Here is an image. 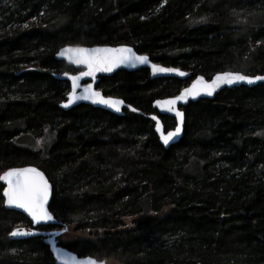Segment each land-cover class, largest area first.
Returning <instances> with one entry per match:
<instances>
[{"label":"trees","instance_id":"obj_1","mask_svg":"<svg viewBox=\"0 0 264 264\" xmlns=\"http://www.w3.org/2000/svg\"><path fill=\"white\" fill-rule=\"evenodd\" d=\"M28 25L27 28L24 25ZM133 47L191 79H151L146 69L101 78L97 89L139 113L119 117L88 105H59L75 73L55 59L65 46ZM264 74V0H0V176L41 169L60 226L87 234L65 246L118 264H264V84L224 89L190 103L179 143L160 144L156 99L174 97L198 75ZM166 131L175 126L160 117ZM54 135L42 150L22 135ZM201 164L199 176L187 170ZM0 264H55L43 239L4 206ZM143 216L131 229L123 220Z\"/></svg>","mask_w":264,"mask_h":264},{"label":"snow or ice","instance_id":"obj_2","mask_svg":"<svg viewBox=\"0 0 264 264\" xmlns=\"http://www.w3.org/2000/svg\"><path fill=\"white\" fill-rule=\"evenodd\" d=\"M167 0H164L166 3ZM25 28L28 25H24ZM61 56H67L73 63L84 64L87 66L88 71L82 72L80 76H95L96 72H111L120 65L127 67H136L137 64H149V58L143 55H136L131 48H68L64 49L60 53ZM153 74L156 73H172L176 72L183 76L185 73L180 72L178 69L161 67L157 64L151 65ZM73 81V90L68 94V101L63 106L69 107L79 99L91 100L93 103L103 104L109 108H112L116 112L121 111V106L124 104L123 100L114 99L111 97L105 98L99 91H95L88 86L84 89L83 96H77L76 81L80 79L79 76L70 77ZM257 81H264V76L249 77L239 73H223L218 74L211 83L205 82L203 78L197 80L196 84L191 89H184L183 93L175 98L165 101H157V105L167 106L168 111H175L176 117L179 119V124L174 131H169L164 134L161 131L159 121L157 120L156 130L161 133V139L163 143L167 145L174 137L179 136L182 131L183 125V112L175 110L177 101H187L189 96L195 98L200 95L201 91L205 92L208 96L213 95L214 91L223 84L232 85L237 82H247L253 84ZM200 85L201 87H197ZM136 111V109H132ZM153 120L157 118L152 117ZM39 143V142H38ZM0 180H3L7 184V188L4 190L3 195L7 198L6 203L9 206L23 209L31 216L32 221L35 223L53 221V215L48 211L47 205L51 194V185H49L47 179H45L42 172H39L35 168H22L12 169L4 173ZM67 231V228H65ZM35 233L24 230L17 227V229L10 233L12 236H27ZM57 249L58 258L59 252ZM75 259V258H73ZM82 264H97L95 259L89 258L82 262ZM102 264V262H101Z\"/></svg>","mask_w":264,"mask_h":264},{"label":"water","instance_id":"obj_3","mask_svg":"<svg viewBox=\"0 0 264 264\" xmlns=\"http://www.w3.org/2000/svg\"><path fill=\"white\" fill-rule=\"evenodd\" d=\"M77 47H80V48H87V49H96V48H121V47H128V48H131L133 50V52L136 54V55H143V56H147L149 58V61L150 63L149 64H137L136 67H127V66H124V65H120L119 67L115 68L113 71L111 72H96L95 73V76H80V74L82 72H87L88 71V68L86 65L84 64H76V63H73L67 56H61L60 53L62 50L64 49H68V48H77ZM55 59L59 62H63L65 63L68 67H71L73 68L76 72L75 73H64V74H54V77L59 80V81H66L68 82L69 84V87H70V92H72L73 90V81L70 77L72 76H79L80 79L76 81V84L78 85L77 88H76V94L77 96H83L85 93H84V89L87 88L88 86H91V88L95 91H99L101 93L102 96H104L105 98H108L110 96H105L102 91H100L99 89H97V85L99 84V81L101 78H105V77H111L113 76L114 74H116L117 72L119 71H126V72H136V71H139V70H142V69H146L149 71L150 73V78L153 80V79H178V80H182V81H186V80H189L191 78V73L190 72H187V71H184L180 68H176V67H168V66H164L162 64H159V63H156L154 61L151 60V58L146 55V54H139L133 47L131 46H127V45H120V46H108V45H97V46H92V47H86V46H65V47H62L61 49L58 50V52L56 53L55 55ZM152 64H157L161 67H166V68H174V69H178L180 72H183L185 73V75L181 76L179 75L178 73L176 72H172V73H156V74H153V70H152V67L151 65ZM239 73V74H243V73H240V72H232V71H226V72H219L217 74H215L211 79H206L204 76L202 75H198L196 76L194 79H192V81L190 82V84L184 88V89H191L192 86L194 84H196L197 80H199L200 78H203V80L205 82H208V83H211L214 78L218 75V74H223V73ZM243 75H246V74H243ZM246 76H249V75H246ZM255 76H264V74L262 75H255ZM255 76H249V77H255ZM259 84H264V81H257L253 84H248L247 82H237V83H234L232 85H227V84H223L221 85L220 87H218L213 95L211 96H208L205 92L201 91L200 95L196 96L195 98H193L192 96H189L187 98V101H177L176 105H175V110H179L181 112H183L184 114V118H183V125H182V131L181 133L179 134V136L177 137H174L167 145H165L163 143V140L161 139V133L158 132L156 130L157 128V120L159 121V124H160V127H161V131L164 133V134H167L169 131H174L176 126L179 124V119L176 117L175 115V111H168L167 110V106L166 105H163V106H160V105H157V101H165V100H168V99H172V98H175L179 95H181L184 91L181 90L180 93H178L176 96L174 97H169V98H164V99H157L154 101L153 103V107L154 109L157 110V115H154L157 119L154 120L155 122V127H154V130H155V133L157 134V137L159 139V142L160 144L164 147V149H168L170 146H173V145H176L177 143L180 142V140L182 139L183 135H184V129H185V123H186V116H185V112L182 108L184 107H187L190 103H195V102H198L200 100H213L215 98V96L221 92L222 90L224 89H233V88H240V87H247V88H253ZM197 87H201L200 85H197ZM68 93V94H69ZM68 94L65 96V100L60 103L59 107L64 110V111H69L79 105H88L92 108H96V109H101L103 111H106L110 114H113V115H116V116H119V117H123L124 116V110H129L131 112H135V113H139V111H132V107L128 104H126L124 102V104L121 106V111L120 112H116L115 110H113L112 108H109L103 104H98V103H93L91 100H84V99H79L77 100L74 104H71L69 107H64L63 105L65 103H67L68 101ZM111 98H114V99H119V98H116V97H111ZM122 100V99H120ZM160 116H167L169 118H172L175 120V127L169 131H166L165 128H164V125H163V122L160 118ZM153 117V116H151ZM22 168H35L37 169L39 172H42L45 179H47L49 185H51V194H50V197H49V201H48V205H47V208H48V211L50 212V203H51V200H52V196H53V187H52V184L51 182L49 181V179L47 178V176L45 175V173L35 167V166H21V167H15V168H10L8 170H6L5 172L9 171V170H12V169H22ZM4 172V173H5ZM4 173L1 174L0 177H2L4 175ZM2 185L4 186V190L7 188V184L5 181L3 180H0ZM3 190V192H4ZM3 198H4V206L7 210L9 211H15V212H18V213H21L23 214L27 219H29V221L31 222L32 226H33V229L32 230H27V231H31L35 234L33 235H27V236H12L10 235L11 239L12 240H16V241H19V240H27V239H30V238H36V237H39V238H42L43 239V243L49 247V251L55 261V264H82L83 261L89 259V258H92L90 256H86V257H79L78 255H76L75 253H73L72 251H70L68 248H66L65 246L61 245L58 243L57 239L63 235L66 231H65V228H67L68 230V227H64L62 229H54V230H50V231H42V230H39V228H43V227H55V226H60V222L55 218V216L53 215L54 217V220L53 221H48V222H41V223H35L32 221V218L31 216L28 215L27 212H25L23 209H19V208H15V207H12V206H9L7 203H6V200L7 198L4 197L3 195ZM16 229H14L13 231H15ZM25 230V229H24ZM12 231V232H13ZM57 249H60L61 251L59 252V257L58 258V253H57ZM75 258V259H73ZM94 259V258H92ZM96 260V259H95ZM97 261V264H106V261L102 260V261Z\"/></svg>","mask_w":264,"mask_h":264},{"label":"rangeland","instance_id":"obj_4","mask_svg":"<svg viewBox=\"0 0 264 264\" xmlns=\"http://www.w3.org/2000/svg\"><path fill=\"white\" fill-rule=\"evenodd\" d=\"M54 141V135L50 134V132H45L42 137H33L29 135H22L17 140H15V144L21 148H27V149H33V150H42L46 146H49ZM39 142V143H38ZM195 165L198 163H194ZM188 174L191 176H199L201 173V164H198V166L192 165L189 170H187ZM143 216H137V217H129L125 218L123 220L124 228L131 229L133 227V224L135 221L143 219ZM87 234H84L82 232L77 231L76 226H69L68 230L61 235L57 241L61 245H66L68 243H71L75 241L76 239L86 236ZM106 264H118L114 261H106Z\"/></svg>","mask_w":264,"mask_h":264},{"label":"flooded vegetation","instance_id":"obj_5","mask_svg":"<svg viewBox=\"0 0 264 264\" xmlns=\"http://www.w3.org/2000/svg\"><path fill=\"white\" fill-rule=\"evenodd\" d=\"M190 79H191V78H190ZM186 81H187V80H186ZM167 98H169V97H167ZM160 99H164V98H160ZM156 100H157V99H156ZM187 107H188V106H187ZM187 107H184V108H182V109L184 110V109L187 108ZM153 108H154V107H153ZM154 110H156V109H154ZM156 112H157V110H156ZM157 114H158V113H157ZM157 114H156V115H157ZM158 115H159V114H158ZM160 117H167V116H160ZM167 118H169V117H167ZM171 119H172V118H171ZM173 120H174V119H173ZM153 121H154V120H153ZM174 121H175V120H174ZM154 123H155V122H154ZM175 124H176V123H175ZM154 126H155V125H154ZM174 127H175V126H174ZM174 127H173V128H174ZM173 128H172V129H173ZM170 130H171V129H170ZM154 131H155V130H154ZM168 131H169V130H168ZM155 134H156V133H155ZM156 135H157V134H156ZM43 228H45V227H43ZM46 231H47V230H46ZM48 231H50V230H48Z\"/></svg>","mask_w":264,"mask_h":264}]
</instances>
